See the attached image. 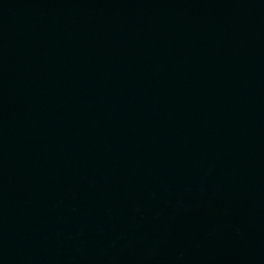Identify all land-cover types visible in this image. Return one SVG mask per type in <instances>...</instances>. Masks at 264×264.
I'll return each mask as SVG.
<instances>
[{
  "label": "water",
  "instance_id": "95a60500",
  "mask_svg": "<svg viewBox=\"0 0 264 264\" xmlns=\"http://www.w3.org/2000/svg\"><path fill=\"white\" fill-rule=\"evenodd\" d=\"M0 264H264V0H0Z\"/></svg>",
  "mask_w": 264,
  "mask_h": 264
}]
</instances>
